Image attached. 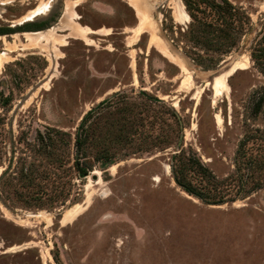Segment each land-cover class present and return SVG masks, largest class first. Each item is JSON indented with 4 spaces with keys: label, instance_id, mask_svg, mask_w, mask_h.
<instances>
[{
    "label": "rangeland",
    "instance_id": "rangeland-1",
    "mask_svg": "<svg viewBox=\"0 0 264 264\" xmlns=\"http://www.w3.org/2000/svg\"><path fill=\"white\" fill-rule=\"evenodd\" d=\"M136 1L0 0V26L46 21L28 31L39 38L69 31L66 5L98 30L52 40V52L44 37L0 35V264H264V0H230L249 21L219 50L184 36L179 0ZM91 110L104 114L79 177L77 129ZM39 131L53 147L42 150ZM180 148L221 181L193 183L224 202L176 184ZM103 152L111 163L96 159ZM30 166L48 170L41 190Z\"/></svg>",
    "mask_w": 264,
    "mask_h": 264
},
{
    "label": "trees",
    "instance_id": "trees-1",
    "mask_svg": "<svg viewBox=\"0 0 264 264\" xmlns=\"http://www.w3.org/2000/svg\"><path fill=\"white\" fill-rule=\"evenodd\" d=\"M182 3L191 17L187 29L184 30V36L188 37V40L194 44L205 47V49L213 48L219 50L221 48L229 49L234 47L237 43L238 36L249 21L248 14L241 12V8L236 7L230 0H182ZM198 14L204 15V17L201 18ZM207 17H210V19H207ZM47 24L48 22L46 21H35L15 27L0 26V35L39 30L46 27ZM197 56L196 60L200 63L208 60V58L202 55ZM157 101L161 102L160 99H157ZM103 114V110L97 112L91 110L86 113L78 126L76 136L78 161L76 162V170L79 177H84L85 174H88L91 170V166L86 161L88 144L91 143L92 133L96 129V120ZM176 121L179 123V120ZM52 131L61 136L68 135L65 131L54 129ZM106 134L105 132L103 137H106ZM37 136L39 141L38 145L42 147V150L49 149L50 145H53V139L50 135H46L39 131ZM175 137L177 138V136ZM171 140V137H158V142L160 144H169L172 142ZM48 151L51 152L50 150H47V152ZM114 158L115 156L109 152H103L101 155L98 154L96 156L99 162L102 161L105 164L111 163ZM171 158V172L174 181L185 192L207 203L218 204L224 202L223 199L215 197L213 193L205 191L204 185L201 187L191 180V176H197L200 180L205 182L208 181L206 183L213 185L214 189L221 183L200 159L188 155L184 148H180L178 152L173 153ZM47 175V168L39 169L38 166H30V168H28V178L32 183V187L35 186L37 189L40 187L38 179L40 177H47ZM258 188H260V185H255L246 192L250 193ZM233 200L231 199L230 201Z\"/></svg>",
    "mask_w": 264,
    "mask_h": 264
},
{
    "label": "bare ground",
    "instance_id": "bare-ground-1",
    "mask_svg": "<svg viewBox=\"0 0 264 264\" xmlns=\"http://www.w3.org/2000/svg\"><path fill=\"white\" fill-rule=\"evenodd\" d=\"M132 2V5L136 8V9H138L139 10V6H138V1H136V0H131ZM46 3V2H45ZM174 8H175V11H174V15H175V17L178 19V21H183V14H182V9L184 8V4L182 3V1L181 0H179L178 2H176V4H174ZM39 12V10H36L35 12H33V13H29V14H31L32 16L33 15H35V14H37ZM73 13V12H72ZM71 15H73V14H71ZM26 17V16H25ZM30 18V17H29ZM145 25V21H143L142 23H140V25H139V29H142V27ZM79 26V25H78ZM83 30H85V28L84 27H81V26H79V28H77V30H76V28H74V29H72V31H71V33H70V36H75V35H78L79 33H82L81 31H83ZM36 33V32H35ZM35 33H32V32H27L26 34L28 35L27 36V38L30 40V43L31 44H36L37 42H38V40L41 38V37H44V35L46 36V38H47V40H49V39H51L52 38V40L53 41H59V40H61L62 38H61V36H59V35H55V34H53V33H51V32H47V33H45L44 35H41V37L39 38V36L38 35H36V36H38V37H36L34 34ZM85 33H88V32H86V30H85ZM37 34V33H36ZM76 37V36H75ZM39 38V39H38ZM151 41H154V37H153V35H152V38H151ZM3 54H0V61L2 60V58H3V56H2ZM245 65H246V62H240V63H238L236 66H235V69H243V68H245ZM224 88H225V90L227 89V86H224ZM218 121L219 122H221V118L220 117H218ZM97 174V173H96ZM98 181V180H97Z\"/></svg>",
    "mask_w": 264,
    "mask_h": 264
},
{
    "label": "crops",
    "instance_id": "crops-1",
    "mask_svg": "<svg viewBox=\"0 0 264 264\" xmlns=\"http://www.w3.org/2000/svg\"><path fill=\"white\" fill-rule=\"evenodd\" d=\"M44 4V5H43ZM43 4H41V5H39V6H37L36 8H34L33 10H35V9H37V8H39L40 7V13H42V11L45 9V8H47V2H46V4L45 3H43ZM74 5H76V4H74ZM74 5H71V7H73ZM133 8V7H132ZM65 10H66V12H65V17L68 19V21H70L72 24H71V26L69 27V31L66 33V34H59V33H56V32H54V34L55 35H59V36H63V37H65V39H67V38H69V37H74V38H80V39H82L83 41H85V39H87L88 38V35L89 34H91V33H97L98 32V30H93V29H91L90 27H88V26H82V25H80L79 23H77L76 21H75V19L78 17V15L76 14V12L75 11H73L72 10V8H70L68 5H66V8H65ZM134 10V9H133ZM32 11V10H31ZM135 11V10H134ZM73 12V13H72ZM40 13H38V14H40ZM37 14V15H38ZM71 14H73V15H71ZM135 14H136V12H135ZM182 14H183V21L181 22V21H178L179 23H183L184 22V20H185V17H187V13H186V11H185V9L183 8L182 9ZM137 15V14H136ZM34 16V15H33ZM81 26V27H84V28H88L89 30H88V33H86L85 35H82V34H78V35H75V36H70V33H71V31H72V29H74V28H76V30H77V28H79V26ZM137 26V25H136ZM135 26V27H136ZM134 27V28H135ZM33 31H35V30H33ZM50 31V29H47L46 30V32H44V31H41L42 33H47V32H49ZM110 33V32H109ZM107 34V33H106ZM47 38H46V36H44V39H42V41H41V44L43 45V46H46V49H47V47H48V49L52 52V48H50L54 43L52 42V38L50 39L51 41H50V44H49V42L47 43V40H46ZM90 41H92L90 38H88ZM86 42V41H85ZM52 44V45H51ZM55 45H56V43H55ZM65 45V44H64Z\"/></svg>",
    "mask_w": 264,
    "mask_h": 264
},
{
    "label": "water",
    "instance_id": "water-1",
    "mask_svg": "<svg viewBox=\"0 0 264 264\" xmlns=\"http://www.w3.org/2000/svg\"><path fill=\"white\" fill-rule=\"evenodd\" d=\"M92 179H96V173H93V171H92ZM85 175H87V174H85Z\"/></svg>",
    "mask_w": 264,
    "mask_h": 264
},
{
    "label": "flooded vegetation",
    "instance_id": "flooded-vegetation-1",
    "mask_svg": "<svg viewBox=\"0 0 264 264\" xmlns=\"http://www.w3.org/2000/svg\"><path fill=\"white\" fill-rule=\"evenodd\" d=\"M40 30V29H39Z\"/></svg>",
    "mask_w": 264,
    "mask_h": 264
}]
</instances>
